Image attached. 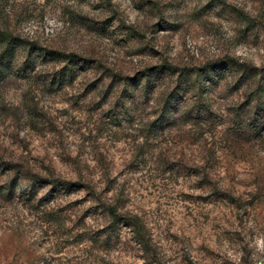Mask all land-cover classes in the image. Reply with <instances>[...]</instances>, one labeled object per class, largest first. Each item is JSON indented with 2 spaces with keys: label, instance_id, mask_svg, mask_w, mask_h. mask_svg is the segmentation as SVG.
I'll use <instances>...</instances> for the list:
<instances>
[{
  "label": "rangeland",
  "instance_id": "rangeland-1",
  "mask_svg": "<svg viewBox=\"0 0 264 264\" xmlns=\"http://www.w3.org/2000/svg\"><path fill=\"white\" fill-rule=\"evenodd\" d=\"M0 264H264V0H0Z\"/></svg>",
  "mask_w": 264,
  "mask_h": 264
},
{
  "label": "trees",
  "instance_id": "trees-1",
  "mask_svg": "<svg viewBox=\"0 0 264 264\" xmlns=\"http://www.w3.org/2000/svg\"><path fill=\"white\" fill-rule=\"evenodd\" d=\"M12 47H7V49L4 51V53L5 52H8L9 51V49H11Z\"/></svg>",
  "mask_w": 264,
  "mask_h": 264
}]
</instances>
